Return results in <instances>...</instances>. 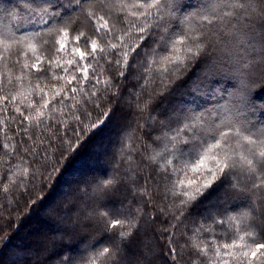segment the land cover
I'll list each match as a JSON object with an SVG mask.
<instances>
[{"label": "snow or ice", "instance_id": "obj_1", "mask_svg": "<svg viewBox=\"0 0 264 264\" xmlns=\"http://www.w3.org/2000/svg\"><path fill=\"white\" fill-rule=\"evenodd\" d=\"M24 2L21 17L0 0V195L30 194L41 161L50 178L57 169L48 162L57 152L74 151L115 117L111 102L119 108L122 92L113 79L134 78L130 86L139 93L130 96L146 97L137 108L157 125L141 148V163L152 172L145 179L130 167L123 178L97 186L96 199L104 203L93 207L85 227L96 221L104 237L90 246L84 264H131L130 254L138 256L136 264H157L161 254L140 239L149 200L169 202L162 211L178 230L192 209L221 190L244 193V200L192 219L179 236L167 232L164 264H264V119L252 112L264 85L250 88L264 79V0ZM23 24L29 27L21 30ZM225 79L234 91L222 103L225 90L217 85ZM177 85L187 95L219 99L174 118L153 117L154 97ZM97 110L104 120L92 119ZM17 157L27 162L22 171ZM129 158L131 164L139 153L129 151ZM122 187L133 193L127 206L111 197Z\"/></svg>", "mask_w": 264, "mask_h": 264}, {"label": "trees", "instance_id": "obj_2", "mask_svg": "<svg viewBox=\"0 0 264 264\" xmlns=\"http://www.w3.org/2000/svg\"><path fill=\"white\" fill-rule=\"evenodd\" d=\"M188 2L195 5L198 0ZM3 7L18 16L26 15L27 5L24 0H4ZM190 11L196 12L198 9L192 8ZM27 27L29 25L23 24L21 30ZM35 82L33 77L32 83ZM130 82L134 83L135 79L129 81L119 78L118 84L116 79H113V84L122 92V96L117 98L119 108H116L117 100L111 102L115 109V117L95 133H87L83 137V142L74 151H65L62 157L57 152L55 159L48 162L49 166L55 164L57 169L50 178L44 171L41 161L35 165L36 176L33 181L35 187L30 194L21 195L17 191L6 200L0 195V264H65L66 258H71L73 264H84L91 255L90 246L104 237L103 228L96 221H91L92 227H85L90 222L87 217L93 207L104 203L103 200L96 199L97 186L113 176L118 180L123 178V174L128 172L130 167L142 172L145 179L148 178L152 167L141 163L146 156V153L141 152V148L147 143L146 134L157 125L155 120L149 119V112L141 113L137 108V104H143L146 97L138 94L133 99L130 93H139V89H133ZM25 83L27 85V81ZM261 85H264V79L251 84L250 88L255 91ZM217 87L225 90V101L222 103L226 102L227 93L233 92L234 89L229 86L226 79ZM218 99V96L212 95L202 97L187 95L186 89L177 85L171 94L154 97L156 112L151 115L160 118L171 114L174 118L181 114V110H190L198 106L214 107L215 100ZM173 109H176L175 113ZM252 112L255 113L254 119H264L261 115L264 113V91L259 92L253 101ZM96 118L104 120L99 110L93 112L92 119ZM20 139V136L15 138L17 142ZM129 144L132 145L131 149L126 147ZM28 146H31L30 142ZM129 151L133 155L139 153V158L132 160L131 164ZM16 165L22 171L27 167V162L17 157ZM149 185L152 186L151 181ZM111 197L118 201H126L127 206L132 202L133 193H130L127 187H122L120 191L112 193ZM243 200L244 193L221 190L205 203L192 209L189 220L184 221L177 230L172 227L177 222L171 219L169 211H162L166 204L169 208L171 205L157 196L156 199H150L143 210L140 239L145 245H150L156 254H161L157 264H164L162 253L165 252L167 245V232H175L179 236L185 231L186 226H190L192 219H202L209 212L222 213L225 209L242 203ZM171 211L174 212L175 209ZM165 218H168L170 223H162ZM136 247L137 242H134L132 253L136 252ZM129 259L131 264H136L138 256L130 254Z\"/></svg>", "mask_w": 264, "mask_h": 264}]
</instances>
